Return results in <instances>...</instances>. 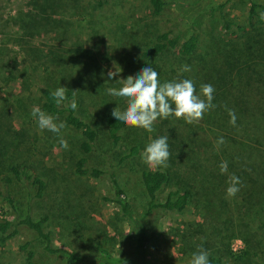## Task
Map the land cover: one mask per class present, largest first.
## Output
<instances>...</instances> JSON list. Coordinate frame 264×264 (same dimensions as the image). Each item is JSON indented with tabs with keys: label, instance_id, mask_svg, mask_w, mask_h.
I'll return each instance as SVG.
<instances>
[{
	"label": "trees",
	"instance_id": "16d2710c",
	"mask_svg": "<svg viewBox=\"0 0 264 264\" xmlns=\"http://www.w3.org/2000/svg\"><path fill=\"white\" fill-rule=\"evenodd\" d=\"M231 1L223 0L207 10V15L219 24L220 34L207 50L200 51L199 34L194 30L184 38L176 28L156 31L145 50L146 65L123 69L125 78L135 76L149 66L159 73L161 83L191 79L197 94L201 84H211L214 88L212 103L216 107L205 113L199 123L187 124L183 119L173 117L158 119L153 132L149 133L118 122L112 116L114 108L124 111L126 104L122 99L109 95L107 90L112 87L119 89L121 84L116 83L117 79L109 80L108 75L103 77L104 68L99 67L98 62L90 58L88 64L77 62V65H67L69 56L75 55L77 48L73 43L67 45L70 35H66L68 23L64 17L70 16V10L78 11V0H26L27 10L16 13L12 20L18 31L13 41L14 52L24 62L5 68L8 82L18 85L16 105L20 111L17 118L21 117L18 129H13L11 117L4 115L5 108H0V248L16 242V252L23 257L22 264H43L35 260L33 241L41 243L47 255L61 259L63 264H142L140 258L148 241L147 227L152 217L161 212L181 213L188 204H192L196 211L202 212L203 229L206 227L211 231L213 220L224 213L226 189L233 174L242 182L238 198H242L243 205L252 203L250 197L257 189L259 204L264 211V183L246 176L249 174L246 170L254 169L241 167L238 155L240 148L248 156L254 151L264 150V20L260 19L264 2L248 0L246 21L237 25L225 11ZM103 2L99 0L98 4L103 5ZM165 8L166 3L162 0H147L150 18L161 16ZM47 38L54 40V46L37 43V40ZM185 65L191 70L182 72ZM30 76L38 80L34 87L38 95L36 106L57 117V123L65 122L66 127L61 129L60 136L76 138L73 144L77 154L72 160L73 176L92 180L107 177L112 198L102 197L101 200L113 203L132 228L136 257L112 256L99 249V255L88 261L67 247H56L51 227L47 224L50 215H39L35 209L46 192V175L25 160L7 163L11 175H4V144L8 153L15 141L24 143L27 139L22 126L29 121L32 107L29 104L30 93L23 94L30 92ZM60 86L68 89V101L76 91V110L71 109L67 101L56 106L51 92ZM228 109L234 110L237 117L235 126L229 123ZM238 127L250 131L256 129L263 138L238 135ZM161 136L169 137L168 166L149 168L142 160V152L151 140ZM220 137L225 143L217 150L216 141ZM105 142L107 146H104ZM26 151L28 156L31 149ZM94 155L100 159L101 165L107 167L106 170L91 163L90 158ZM221 161L228 162L225 174L219 170ZM115 167H126L137 180L142 198L139 213H136L132 200L128 199L126 182L119 181L113 170ZM259 174L264 177V169ZM13 185L25 190L23 211L15 204ZM161 194L163 198L159 199ZM236 214L240 218L245 215L242 211ZM23 233L30 235L31 239L19 240ZM212 260L210 254V264Z\"/></svg>",
	"mask_w": 264,
	"mask_h": 264
},
{
	"label": "rangeland",
	"instance_id": "374dc122",
	"mask_svg": "<svg viewBox=\"0 0 264 264\" xmlns=\"http://www.w3.org/2000/svg\"><path fill=\"white\" fill-rule=\"evenodd\" d=\"M98 1L78 0V11L70 10V16L64 17V20L68 23L66 35H70L67 45L73 43L77 48L75 55L69 56L67 65H77V62L88 64L92 58L98 62L99 67L104 68L103 77L109 71L119 72L121 69L119 76L113 79H124L126 74H123V69L133 65L145 66V50L151 42L152 33L156 31L176 28L180 37L184 38L194 30L199 34L200 51L207 50L214 38L220 35L219 24L207 15V10L223 0H162L166 3V10L161 16L153 18H150L147 9V0H104L103 5H99ZM248 4V0H233L225 11L237 25H242L246 21ZM25 10L26 0H0V108H5L4 115L11 117L15 130L19 127L18 119L21 120V117L17 118V112L20 111L16 105L18 85L8 82L5 68L24 62L14 52L16 47L13 41L18 31L12 20L16 13ZM37 43L51 46L55 44L52 38L37 40ZM29 78L30 92L23 96L30 93L29 104L33 108L38 101L34 90L38 80L34 76ZM22 109L23 107L21 113ZM22 129L27 134L26 142L15 141L8 153L4 144V175H11L7 170V163L12 161L16 164L24 160L46 175V192L35 209L39 215H50L47 224L55 238L54 245L67 247L88 261L99 255V249L112 256L123 254L136 257L132 228L113 203L101 200L102 197L112 198L107 177L92 180L73 176L72 160L77 155L73 147L75 136L64 138L62 134L69 145L65 150L59 144L60 134L39 129L32 115ZM236 132L238 135H250L260 140L263 138L256 129L250 131L238 127ZM207 140L209 142V138ZM203 142L207 145L206 141ZM29 143L32 145L29 146ZM104 146H107L106 142ZM209 147L208 144L207 148ZM29 148L31 151L27 156L26 150ZM13 149L15 153H12ZM238 155L241 167L254 169L246 170L249 172L246 176L264 183L263 175L259 174L264 169V150L254 151V154L248 156L240 148ZM95 156L90 158L91 163L106 170L107 167L101 165L100 159L94 158ZM113 170L119 181L126 182L128 199L132 200L136 213H139L142 198L137 180L128 173L126 167H115ZM12 192L15 204L23 211L25 190L13 185ZM243 193L246 194V190ZM162 198L163 194L159 196V199ZM233 198H225L224 213L219 219L213 220L214 227L211 231L206 227L203 229L200 217L202 212L196 211L192 204H188L181 213L161 212L152 217L147 227L148 241L140 258L142 264H189L192 254L200 247L213 256L211 264H264V211L259 204L260 194L254 189L253 196L250 197L252 203L244 205L242 198H238V193ZM238 211L245 215L240 218L236 214ZM29 239L31 236L26 233L19 238ZM15 243L0 248V264L23 263V257L16 252ZM31 243L36 261L43 264H63L61 259L47 255L38 241Z\"/></svg>",
	"mask_w": 264,
	"mask_h": 264
},
{
	"label": "clouds",
	"instance_id": "9594fccd",
	"mask_svg": "<svg viewBox=\"0 0 264 264\" xmlns=\"http://www.w3.org/2000/svg\"><path fill=\"white\" fill-rule=\"evenodd\" d=\"M260 19L264 20V12L260 13ZM190 67L185 65L182 72L190 71ZM121 71V69H120ZM116 71L108 72V79L111 80L120 74ZM116 83L121 84L119 89L109 88L108 94L122 99L126 104V110L121 111L118 107L112 111V116L127 126L143 129L149 133L153 132L154 124L158 119L167 120L169 117L183 119L187 124L199 123L204 114L214 110L216 105L212 103L214 99V88L211 84H201L200 92L197 94L196 86L191 79H178L161 83L159 73L152 67L146 66L135 76L129 75L124 79H117ZM68 89L59 87L51 96L57 107L68 102V106L76 110L77 103L75 93L73 98L68 101ZM32 116L36 120L39 129L48 130L57 135L61 129L66 127L65 122L57 123V117L41 110L39 106H33ZM230 117L229 123L232 126L236 124V115L234 110L228 109ZM168 136H161L145 147L142 152V160L149 168H161L168 166L170 158ZM225 143L223 137L216 141V149ZM59 144L67 150L69 145L62 136ZM221 174L228 172V162L221 161L219 164ZM241 180L236 175L229 177V186L226 189V198H233L240 191ZM210 253L203 247L198 248L192 254L189 264H210Z\"/></svg>",
	"mask_w": 264,
	"mask_h": 264
}]
</instances>
